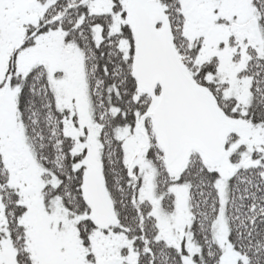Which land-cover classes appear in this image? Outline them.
Wrapping results in <instances>:
<instances>
[{
    "label": "snow or ice",
    "instance_id": "6c2138e0",
    "mask_svg": "<svg viewBox=\"0 0 264 264\" xmlns=\"http://www.w3.org/2000/svg\"><path fill=\"white\" fill-rule=\"evenodd\" d=\"M0 264H264V0H0Z\"/></svg>",
    "mask_w": 264,
    "mask_h": 264
}]
</instances>
